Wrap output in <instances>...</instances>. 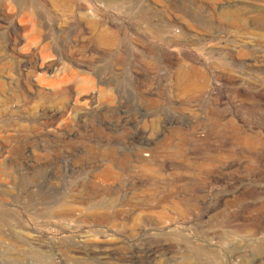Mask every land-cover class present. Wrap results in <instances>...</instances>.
<instances>
[{
    "label": "rangeland",
    "instance_id": "rangeland-1",
    "mask_svg": "<svg viewBox=\"0 0 264 264\" xmlns=\"http://www.w3.org/2000/svg\"><path fill=\"white\" fill-rule=\"evenodd\" d=\"M69 1L0 0V264H264V0Z\"/></svg>",
    "mask_w": 264,
    "mask_h": 264
},
{
    "label": "bare ground",
    "instance_id": "bare-ground-1",
    "mask_svg": "<svg viewBox=\"0 0 264 264\" xmlns=\"http://www.w3.org/2000/svg\"><path fill=\"white\" fill-rule=\"evenodd\" d=\"M41 1V5L44 7V8H47V6L44 4V3H42V1L43 0H40ZM51 1H53V0H51ZM59 6H61L60 8L61 9H63V11H70V10H72V8L74 7V2L72 3L71 1H69V0H54ZM255 1V0H254ZM12 2H14L15 4H16V6L19 8V10L21 11H26V10H29L32 6H33V4L31 3V0H12ZM40 4V3H39ZM57 4H56V6H57ZM35 8H36V6H35ZM84 9H82L81 8V11H83ZM21 11V12H22ZM39 11V10H38ZM255 11V10H254ZM33 12V11H32ZM249 12V11H248ZM232 14L233 13H220L219 15L220 16H222L223 18H230V17H232ZM240 14H241V12H240ZM251 14L253 15L254 14V12H251ZM256 14V13H255ZM34 15V14H33ZM227 15H229V16H227ZM258 17H259V13H258ZM257 17V18H258ZM34 20V22L36 23L37 21H38V18H36V19H33ZM87 25H88V27L90 28V30L99 38V39H101V40H104V42H107L108 43V40H111L112 39V37H113V34L110 32V31H108L107 29H105L104 28V26L101 24V23H95V22H91V21H89L88 23H87ZM86 25V26H87ZM87 27V28H88ZM35 28V27H34ZM91 32V33H92ZM51 36V35H50ZM114 38V37H113ZM106 40V41H105ZM110 42V41H109ZM50 68L49 67H47L46 68V70L48 71ZM35 76V74L34 73H32V72H28L27 73V75H25V78H24V80L22 81V84H20V85H22V86H20V85H18V87H17V92L19 93V95L21 96V97H23L25 100H29L30 102L32 101V102H34L33 101V99L34 98H30V94L32 93V90L34 91V86H33V77ZM44 80V79H43ZM186 81L187 80H185V83H186ZM194 81V80H193ZM40 82V81H39ZM188 82V81H187ZM189 82H190V80H189ZM46 84H44V86H47V83L48 82H45ZM49 84H50V82H49ZM48 84V85H49ZM179 84H180V82H179ZM181 84H182V86H181V88H183V86H187V88L189 87L190 88V86L191 87H193L194 85L196 86V84L197 83H194L193 84V86H192V84H188V85H190V86H188L187 85V83L186 84H183L182 82H181ZM201 84V83H200ZM51 86H52V83L50 84ZM8 85H2L1 86V89L3 90V91H5L8 87H7ZM186 88V89H187ZM188 88V89H189ZM197 88V87H196ZM191 89V88H190ZM194 89V88H193ZM12 91V90H11ZM6 92V91H5ZM35 92H36V94H37V96L38 95H42L43 93H41L40 91H37V90H35ZM72 94V88L70 87V86H67V85H59V87H55L54 85H53V87L51 88V91L49 92V93H45V95H50V96H53V98H58V97H63V96H65L66 98L67 97H69L70 95ZM35 96V95H34ZM37 96H36V98H37ZM39 99V98H38ZM38 99H36V100H38ZM27 102V101H26ZM29 102V103H30ZM38 102H39V100H38ZM35 103V102H34ZM69 106V105H68ZM68 108V107H67ZM102 116V114H97V117H101ZM102 118V117H101ZM100 122H102V121H100L99 120V123ZM8 143V142H7ZM7 143L6 142H3V141H1L0 142V145L4 148V147H6V145H7ZM23 143L24 142H18V141H16V142H14V146H18L19 147V145H23ZM27 143H29V142H27ZM29 145V144H28ZM23 146H26V143H25V145H23ZM35 146V145H34ZM138 152V151H137ZM140 152V151H139ZM138 152V153H139ZM140 155V154H139ZM138 154L136 155V157L137 158H139V159H141V157L139 156ZM143 155V154H142ZM144 157H148V155H143ZM139 162H141V161H139ZM112 172V171H111ZM106 173V172H105ZM114 173V172H113ZM112 173V174H113ZM114 175V174H113ZM100 176V175H99ZM98 176V177H99ZM98 180V179H97ZM88 204V203H87Z\"/></svg>",
    "mask_w": 264,
    "mask_h": 264
}]
</instances>
